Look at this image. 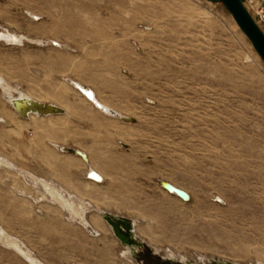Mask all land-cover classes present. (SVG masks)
<instances>
[{
	"label": "rangeland",
	"instance_id": "374dc122",
	"mask_svg": "<svg viewBox=\"0 0 264 264\" xmlns=\"http://www.w3.org/2000/svg\"><path fill=\"white\" fill-rule=\"evenodd\" d=\"M259 1L244 0L251 15ZM26 9L40 14L39 20ZM3 29L25 40L20 45L0 40V74L48 101L53 98L45 88L55 86L63 96L55 104L65 113L22 118L2 98L0 86L1 156L135 221L146 246L125 264L142 259L160 264L168 248L194 258L190 264L210 258L260 264L264 61L222 2L0 0ZM41 38L57 39L65 48L32 41ZM63 76L92 86L131 120L97 111ZM48 140L89 152L105 180L92 183L81 157L53 149ZM0 171V182L12 185L15 178L38 197L43 214H62L33 183H24L15 171ZM162 180L186 190L189 201L169 193ZM1 186L6 211L0 210V222L46 264L124 260L119 255L124 245L103 217L95 215L101 229L95 236L75 221L30 218L20 206L25 200ZM1 244L0 264H29ZM150 248L158 255H150Z\"/></svg>",
	"mask_w": 264,
	"mask_h": 264
},
{
	"label": "bare ground",
	"instance_id": "6f19581e",
	"mask_svg": "<svg viewBox=\"0 0 264 264\" xmlns=\"http://www.w3.org/2000/svg\"><path fill=\"white\" fill-rule=\"evenodd\" d=\"M248 11H249V9H248ZM25 12H26L27 15L30 16V18L33 21L34 20L35 21L39 20L38 16H41L40 14L34 13L33 11H31L29 9H26ZM23 37L24 36L18 35L16 33L12 32V31H9L8 29L0 30V40H2V41H6V42H10V43H13V44H19L20 45L22 43V41L25 40V39H23ZM32 41H35V40H32ZM53 41L56 42V44H57L56 47H59V48H63L64 47L65 48V46L59 40L53 39V38L49 39V40L41 38V39L36 40L35 42L41 43V44H44L46 42H50L51 44H53ZM46 74H48V73H46ZM3 75L4 74H2V75L0 74V86H2L3 91H4V94L2 95V98L5 99V101L11 106V108H13L12 107V100L14 98L35 99L37 101L49 102V103H53V104H55V102H56V104L60 103V98H63V96L61 94H59V92H58V90H57V88L55 86H52V87L49 86V87L45 88L46 92H48L50 97L53 98V101H51L50 98H49V101H48V99H46L48 96L46 98H43V99L42 98L41 99L36 98L29 89L24 88V90H20L17 85H15V86L11 85L9 83L10 79H8V77L6 79V77L3 76ZM62 80H63L64 84H67V86H69L71 88V90L76 91L89 105H91L97 111H99V112H101L103 114L115 116L116 118H123V119H127V120L131 119V118H127V115H125L123 113V111H121L118 108L112 106L111 104H109L105 100L101 99L98 96V94L96 93V90L92 86L85 84L81 80L68 78L66 76H63ZM75 86L81 87V89H83L84 91H85V89L90 88L92 90V94L94 96L93 101L89 100L84 94H82V92H80L78 89H76ZM13 89H14V91L17 92L16 94H14ZM41 89H43V87H41ZM50 92H52V93H50ZM90 97H92V95ZM13 110L18 114V112L14 108H13ZM67 114L69 116H73L72 112L71 113L68 112ZM50 115H56V114H49V116ZM46 116H48V115H40V114H37V113H31V114H29V116L27 118L28 119H35L33 117H37V118L39 117V118L42 119L43 117H46ZM50 140H52V139H50ZM50 145L52 146L53 149H55V150H57L59 152H63V151L59 150L60 147L64 146V145H62V143H59V142H56V141H51ZM67 147H69V146H67ZM75 149H77V148H75ZM80 150H83L87 154V162H85L83 160L84 161V165H85L83 167L86 168L85 175L87 176V174H88V172L90 170H95L101 176V178H100L101 180L97 181V180H93L92 179L93 181H95V182L92 181V183H94V184L102 183L105 180V177H106L105 174L101 171L100 168L98 169L95 166V164H93V160H92L93 158H92V155L89 152H87L86 150L81 149V148H80ZM68 154H70V153H68ZM73 155L75 157H77V155H75V154H73ZM20 167L16 166L12 161H10L8 159V157H4V156L0 155V170H5V171H8V172H10L9 170L15 171L19 176H21V178L23 179L24 183H26L25 181L33 183L35 188H38V189L42 190L40 192L43 193L42 195L44 197H46V195L49 196L50 199H49L48 202H50V204L58 205L59 209L63 211L62 214H58L59 212L55 213L53 211L48 210L46 214H43L42 213L43 210L40 209L41 206L37 205L39 203V200H37L38 197H35L34 195L27 193L24 190V188L21 187L22 185L19 187L17 185V183H15V182H17V180L15 178H14V183L12 185H10L5 180H4L5 182L4 181L0 182V185H2L4 187H7V188H10L13 191V193H14L13 196L14 195L15 196H19V197H21V198H23L25 200V202L22 205H20V206H21V208L25 209L26 214L30 218H34V219L47 218L48 219V218H50L48 216L52 215V217H57V218L65 221V222L69 221V223H73L75 221V222L80 223V226L82 225L84 228H86L89 231L88 233H90V235L92 234L91 236L100 235L99 231L101 229H100V226L97 225V220H96L95 215L99 216V217H102L101 214L106 212V210L109 209V208H107V209L105 207L102 208V207L99 206V204L98 205L96 204L95 206H93L88 201H86L87 197L85 195H83V194H86V193H84L82 191L80 192L77 189H76V191H78V193L80 192L79 194L77 192H74L75 190H72V189L67 190V189L59 186L58 183L52 182L50 180V178H44L42 176H37V175L29 172L28 170H24L23 168H20ZM9 176H10L9 174H6L5 176L2 175V178H5L7 180V178ZM162 181H164V180H162ZM173 185L178 187L175 184H173ZM178 188H181V187H178ZM10 189H8V190H10ZM181 189H183V188H181ZM73 193H77L79 196H76ZM41 199L44 200V198H41ZM40 204H42V203H40ZM109 206H113V205H109ZM3 208H5L4 205H0V210L4 213L6 210L4 211ZM39 209H40V211H38ZM43 215H45V217ZM68 218H69V220H68ZM132 222L134 224V232H135L136 237L141 238L139 236L138 232L135 229L136 222L133 221V220H132ZM0 243H2L1 244L2 246L5 245V246L10 247L11 249H13L14 252H16L17 255H19L21 258H24V260L27 263H29V264H46L44 261L39 259L37 257V255H35L33 253V251L27 246V244L23 240H21V238L18 236V234L16 232H14L12 229H10V227L7 226L4 222H0ZM155 248H156V251H160V249L157 248L156 246H155ZM260 253L262 254V257L261 258L258 257V259H256V260L260 259L258 262L260 264H264V250H262ZM119 255H120L121 258L124 259V260H122L120 262V264H125V260H127V261L128 260L129 261L132 260L133 252L128 246H124V248L120 250ZM164 255H165L166 258H168L170 260L181 259L182 262L183 261L189 262V264L190 263H194V258H187V256H188L187 254H183V255L176 254L171 248L166 249V252L164 253ZM127 264H129V263H127ZM205 264H207V263H205Z\"/></svg>",
	"mask_w": 264,
	"mask_h": 264
},
{
	"label": "water",
	"instance_id": "95a60500",
	"mask_svg": "<svg viewBox=\"0 0 264 264\" xmlns=\"http://www.w3.org/2000/svg\"><path fill=\"white\" fill-rule=\"evenodd\" d=\"M212 2H222L225 7L232 14L235 22L242 30V32L247 36L253 45L254 49L264 61V33L261 31L259 26L254 21L251 13L248 11L244 4V0H209ZM35 42V41H33ZM32 42V43H33ZM53 44L57 46L56 42ZM82 94H84L89 100L93 101V94L90 88L81 89V87L75 86ZM92 95V97H90ZM12 107L18 112V114L27 118L31 113H37L40 115L49 114H63L65 109L49 102H41L35 99L28 98H14L12 100ZM131 120V119H130ZM125 145L124 143H122ZM59 150L72 153L81 157L85 162H87V154L83 150L75 149L73 147L62 146ZM87 177L93 180H101V176L95 171L90 170ZM161 186L166 189L169 193L179 196L184 201H189L190 195L183 189L174 186L173 184L161 181ZM217 201L221 202V198L217 197ZM105 221L111 226L114 236L124 245L128 246L133 255H135V247H141L144 245V241L136 237L134 232V224L131 219L121 216L119 214H113L111 212H104L101 214ZM153 250V248H151ZM216 260V258H211ZM164 262H173V260L165 259ZM220 264H234L233 262L218 260Z\"/></svg>",
	"mask_w": 264,
	"mask_h": 264
},
{
	"label": "built area",
	"instance_id": "2783aa9c",
	"mask_svg": "<svg viewBox=\"0 0 264 264\" xmlns=\"http://www.w3.org/2000/svg\"><path fill=\"white\" fill-rule=\"evenodd\" d=\"M252 15L254 21L264 33V0H260Z\"/></svg>",
	"mask_w": 264,
	"mask_h": 264
},
{
	"label": "flooded vegetation",
	"instance_id": "af4514ba",
	"mask_svg": "<svg viewBox=\"0 0 264 264\" xmlns=\"http://www.w3.org/2000/svg\"><path fill=\"white\" fill-rule=\"evenodd\" d=\"M146 245H145V243H144V245L143 246H141V247H135V255H133V256H136V254L138 253V251H142L141 249L143 248V247H145ZM139 249V250H137V249ZM150 255H158L157 253H155V252H153V250L150 248V253H149ZM160 257V256H159ZM161 258V260L159 261L160 262V264H176V262H174V260H173V262H164L165 261V258H163V257H160ZM179 264H183V263H181V262H178ZM140 264H145L144 263V260L142 259V260H140ZM207 264H220L219 262H218V260L216 259V260H212L211 258L208 260V262H207Z\"/></svg>",
	"mask_w": 264,
	"mask_h": 264
},
{
	"label": "crops",
	"instance_id": "0c3cea01",
	"mask_svg": "<svg viewBox=\"0 0 264 264\" xmlns=\"http://www.w3.org/2000/svg\"><path fill=\"white\" fill-rule=\"evenodd\" d=\"M129 219H131V218H129Z\"/></svg>",
	"mask_w": 264,
	"mask_h": 264
}]
</instances>
